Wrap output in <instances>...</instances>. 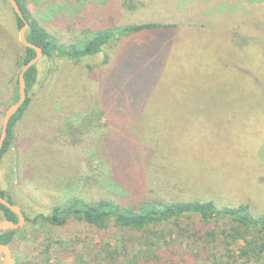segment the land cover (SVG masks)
Returning a JSON list of instances; mask_svg holds the SVG:
<instances>
[{"label": "rangeland", "instance_id": "374dc122", "mask_svg": "<svg viewBox=\"0 0 264 264\" xmlns=\"http://www.w3.org/2000/svg\"><path fill=\"white\" fill-rule=\"evenodd\" d=\"M227 5L238 2L27 0L60 45L136 23L177 27L117 38L80 60L42 55L31 103L0 160V188L31 216L73 197L131 206L211 200L220 207L247 204L264 216V67L255 64L252 78L242 65L250 58L226 54L218 22L233 18ZM254 5L258 12L264 7H247ZM21 50L15 17L0 0V129ZM140 52L147 54L138 59ZM219 66L227 73L212 71ZM18 229L13 264H95V244H132L115 228L24 223Z\"/></svg>", "mask_w": 264, "mask_h": 264}, {"label": "trees", "instance_id": "16d2710c", "mask_svg": "<svg viewBox=\"0 0 264 264\" xmlns=\"http://www.w3.org/2000/svg\"><path fill=\"white\" fill-rule=\"evenodd\" d=\"M15 1L29 24L25 33L26 40L40 47L43 56L49 59L58 53L68 60H80L102 52L104 47L117 38L177 27L176 24L136 23L118 27V30L107 28L95 31L76 44L60 45L57 39L33 17L27 7V0ZM224 1L227 4L230 2V0ZM236 1L238 2L237 8L227 5L231 10L229 11L224 7L226 13H232L233 18L218 22L219 26L224 27L220 40L226 54L230 50V55L233 54L234 57L240 55L252 60L249 64L242 65L248 67L250 73L247 75L253 78L257 72L255 64L264 67V7L258 12L256 5L247 6L250 3H264V0H246L248 3L243 5L238 0ZM12 13L19 30L23 23L13 11ZM202 29L210 30L207 26H202ZM240 40L243 42L241 43ZM21 48L22 52L16 62L19 67L35 56L34 50L22 45ZM141 54L147 53L140 52L136 58L142 59ZM238 60L241 62L240 58ZM133 61L136 65V62L140 60L133 59ZM238 64L241 65L239 62ZM214 69L212 71H218L220 74L227 73L223 66ZM209 71L211 70L209 69L206 73ZM239 74L246 75L244 71L243 73L240 71ZM23 78L26 99L18 112L9 120L7 136L0 151V160L11 147L15 125L31 103L30 91L38 80L37 66L30 67L24 73ZM15 81L16 87L11 104L18 99L17 78ZM0 196L15 204L1 188ZM20 210L25 224L33 228L36 225L57 228L76 223L92 227L100 232L115 228L121 230L125 237L129 236V240L132 241L129 247H124L117 242L114 245L95 244L90 252L95 264H183L186 259L191 264H195L196 260L208 264H264V216L255 215L247 204L220 207L211 200L164 202L153 199L131 206L106 198L88 202L80 197H73L65 203L51 206L46 213L31 216L23 209L20 208ZM4 219L17 222V216L0 204V220ZM184 219L187 221L186 224ZM193 220L197 221V227ZM18 233L19 229L1 232L0 244H6L11 252L14 251L16 241L19 242ZM126 241L122 239L119 243ZM239 241L242 243L240 244ZM49 246L50 242L46 243L45 251ZM174 247L177 251L173 250ZM181 247L183 250H180ZM178 253L186 259H178Z\"/></svg>", "mask_w": 264, "mask_h": 264}, {"label": "water", "instance_id": "95a60500", "mask_svg": "<svg viewBox=\"0 0 264 264\" xmlns=\"http://www.w3.org/2000/svg\"><path fill=\"white\" fill-rule=\"evenodd\" d=\"M11 10L15 13V15L22 21V26L18 30V41L19 43L29 49L34 50L35 56L30 59L26 64H24L18 74L17 77V89H18V99L14 103L10 104L4 111L1 129H0V151L3 147L4 141L7 136V127L10 118L15 115L22 104L26 99L25 93V83L23 75L24 73L33 65H36L39 59L42 57L43 53L40 47L29 43L25 38V33L29 28L28 22L24 19V16L18 7L15 0H6ZM0 204L9 209L17 216V222H12L10 220H0V234L3 231L7 230H16L20 228L24 223V216L18 206L13 203L8 202L5 198L0 196ZM0 264H13L12 253L10 247L6 244H0Z\"/></svg>", "mask_w": 264, "mask_h": 264}]
</instances>
